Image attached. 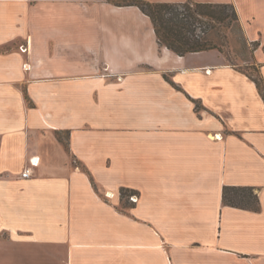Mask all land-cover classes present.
Segmentation results:
<instances>
[{
    "label": "crops",
    "instance_id": "obj_1",
    "mask_svg": "<svg viewBox=\"0 0 264 264\" xmlns=\"http://www.w3.org/2000/svg\"><path fill=\"white\" fill-rule=\"evenodd\" d=\"M226 3L264 78V0ZM226 186L260 208L226 204ZM122 187L139 193L129 210ZM26 242L55 261L65 246L67 264H264L255 80L219 49L161 44L135 5L0 0V264Z\"/></svg>",
    "mask_w": 264,
    "mask_h": 264
},
{
    "label": "trees",
    "instance_id": "obj_2",
    "mask_svg": "<svg viewBox=\"0 0 264 264\" xmlns=\"http://www.w3.org/2000/svg\"><path fill=\"white\" fill-rule=\"evenodd\" d=\"M115 5H135L152 19L156 34L161 44L172 49L180 55L189 52L219 49L230 43L231 34L236 29L244 33L241 18L236 6L226 2H155L150 0H108ZM208 21L211 23L213 33L199 34L196 23ZM231 33V34H230ZM234 35V34H233ZM250 72H245L257 83L258 89L264 98V78L260 68L251 64ZM30 104L33 102L27 95ZM200 108V105L197 104ZM70 134V133H69ZM62 137V136H61ZM68 145V132L62 137ZM226 204L258 210L260 208L259 195L253 187L226 186L224 189Z\"/></svg>",
    "mask_w": 264,
    "mask_h": 264
},
{
    "label": "rangeland",
    "instance_id": "obj_3",
    "mask_svg": "<svg viewBox=\"0 0 264 264\" xmlns=\"http://www.w3.org/2000/svg\"><path fill=\"white\" fill-rule=\"evenodd\" d=\"M188 1V0H185ZM196 2H208V1H215V2H226L230 0H193ZM212 24L208 21L198 22L196 23V30L199 34H205L204 32L213 33L215 30L212 29ZM231 34V33H230ZM234 34V35H233ZM231 34V40L229 44L223 46V53L226 54L229 61L238 65V67L244 68L247 72H250L252 69L251 63H248L247 60L250 59V52L253 50L257 42L249 41L243 32L238 31L236 29L234 33ZM246 61V62H245ZM31 100V99H30ZM33 104V103H32ZM70 133V132H69ZM77 161V160H76ZM74 161V164L80 166L81 169L87 173L89 176L91 183L95 187L97 191L103 193L99 182L95 175L92 173L91 170L85 165H82L80 162ZM105 197L111 196L105 194ZM139 197V193L137 190L132 188H121V208L123 210H129L130 207L133 206L135 200ZM57 247L51 244L46 243H29L26 242L20 246H11L9 252V260L11 264H67L65 260L66 256V247L65 246H58L61 247L59 251V255L62 257L59 258L58 261L54 260V254H52V248Z\"/></svg>",
    "mask_w": 264,
    "mask_h": 264
},
{
    "label": "built area",
    "instance_id": "obj_4",
    "mask_svg": "<svg viewBox=\"0 0 264 264\" xmlns=\"http://www.w3.org/2000/svg\"><path fill=\"white\" fill-rule=\"evenodd\" d=\"M38 160L37 161H32V164L30 166H27L21 173L22 177L23 178H29L32 176V167H34L35 165H37L38 163Z\"/></svg>",
    "mask_w": 264,
    "mask_h": 264
},
{
    "label": "bare ground",
    "instance_id": "obj_5",
    "mask_svg": "<svg viewBox=\"0 0 264 264\" xmlns=\"http://www.w3.org/2000/svg\"><path fill=\"white\" fill-rule=\"evenodd\" d=\"M34 161H37V159H36V160H34Z\"/></svg>",
    "mask_w": 264,
    "mask_h": 264
}]
</instances>
